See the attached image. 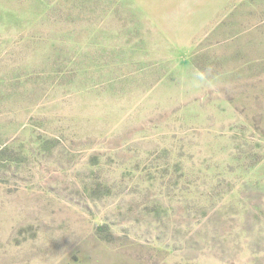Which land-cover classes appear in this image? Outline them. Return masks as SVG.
Segmentation results:
<instances>
[{
	"label": "rangeland",
	"instance_id": "rangeland-1",
	"mask_svg": "<svg viewBox=\"0 0 264 264\" xmlns=\"http://www.w3.org/2000/svg\"><path fill=\"white\" fill-rule=\"evenodd\" d=\"M174 3L0 0V264H264V0Z\"/></svg>",
	"mask_w": 264,
	"mask_h": 264
},
{
	"label": "crops",
	"instance_id": "crops-1",
	"mask_svg": "<svg viewBox=\"0 0 264 264\" xmlns=\"http://www.w3.org/2000/svg\"><path fill=\"white\" fill-rule=\"evenodd\" d=\"M174 13H180V14H184V13H188L189 11H186L185 8L188 6L186 3L189 2V0H174ZM172 5H173V2H172ZM253 11H255V9L252 8ZM263 10V9H262ZM191 11V10H190ZM256 11H258L257 7H256ZM251 23V22H250ZM260 28V27H264V21L262 22H256V23H251L249 25V27H245V28H249V29H256V28ZM254 48H252V52L254 51L253 50ZM250 51V52H251ZM261 52L260 54V57H256V58H251V60H254V61H258V60H261V61H264V51H259Z\"/></svg>",
	"mask_w": 264,
	"mask_h": 264
}]
</instances>
